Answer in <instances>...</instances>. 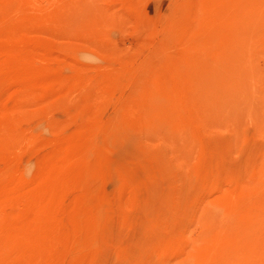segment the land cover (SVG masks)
Here are the masks:
<instances>
[{"label": "rangeland", "instance_id": "374dc122", "mask_svg": "<svg viewBox=\"0 0 264 264\" xmlns=\"http://www.w3.org/2000/svg\"><path fill=\"white\" fill-rule=\"evenodd\" d=\"M42 181L5 264H264V0H0V189Z\"/></svg>", "mask_w": 264, "mask_h": 264}, {"label": "bare ground", "instance_id": "6f19581e", "mask_svg": "<svg viewBox=\"0 0 264 264\" xmlns=\"http://www.w3.org/2000/svg\"><path fill=\"white\" fill-rule=\"evenodd\" d=\"M78 6H79V4H78ZM78 6H77V8L80 7V6L79 7ZM230 6H232V5H230ZM83 7H85V6H83ZM4 70H5V68H4ZM1 73H2V71H1ZM2 82H4V81H2ZM49 172H51V174H52V171L49 170ZM45 179L47 180V178H45ZM22 183L24 184V181ZM49 183H50V181H49ZM48 185L49 184L46 181H42V182L36 184L35 186H33L31 188L30 187L29 188H19L17 186H13V185L7 186V187H3V188L1 187V189H0V232L3 229V226L9 221V219L15 218L17 216L19 207L21 205L27 203L28 201L33 200V196L35 194L45 193L47 191V189H48ZM51 189H52V187H51ZM6 210H9L8 212H10V214H7ZM0 252H9V251L8 250L6 251L5 249H2ZM5 262H6V255L4 253H2L0 255V264H5Z\"/></svg>", "mask_w": 264, "mask_h": 264}]
</instances>
